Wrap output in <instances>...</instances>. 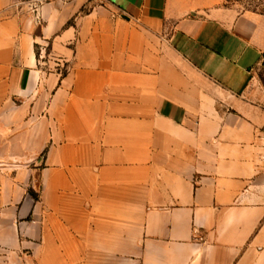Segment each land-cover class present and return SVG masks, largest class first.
I'll list each match as a JSON object with an SVG mask.
<instances>
[{
    "label": "crops",
    "instance_id": "obj_1",
    "mask_svg": "<svg viewBox=\"0 0 264 264\" xmlns=\"http://www.w3.org/2000/svg\"><path fill=\"white\" fill-rule=\"evenodd\" d=\"M218 2L0 0V264H264V15Z\"/></svg>",
    "mask_w": 264,
    "mask_h": 264
},
{
    "label": "rangeland",
    "instance_id": "obj_2",
    "mask_svg": "<svg viewBox=\"0 0 264 264\" xmlns=\"http://www.w3.org/2000/svg\"><path fill=\"white\" fill-rule=\"evenodd\" d=\"M209 2L210 0H204ZM217 4L222 6H233L240 12L253 11L264 15V0H216ZM257 78L264 83V56L257 68ZM0 156L7 157L8 155L0 153ZM6 162V163H5ZM3 165H10L6 160H2ZM1 165V164H0Z\"/></svg>",
    "mask_w": 264,
    "mask_h": 264
}]
</instances>
